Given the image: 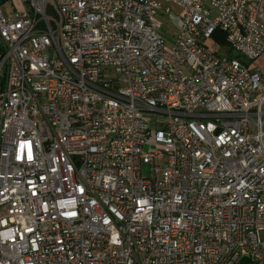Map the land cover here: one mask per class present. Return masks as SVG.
Here are the masks:
<instances>
[{
    "label": "built area",
    "instance_id": "built-area-1",
    "mask_svg": "<svg viewBox=\"0 0 264 264\" xmlns=\"http://www.w3.org/2000/svg\"><path fill=\"white\" fill-rule=\"evenodd\" d=\"M262 233L264 0H0V264H264Z\"/></svg>",
    "mask_w": 264,
    "mask_h": 264
},
{
    "label": "rangeland",
    "instance_id": "rangeland-1",
    "mask_svg": "<svg viewBox=\"0 0 264 264\" xmlns=\"http://www.w3.org/2000/svg\"><path fill=\"white\" fill-rule=\"evenodd\" d=\"M208 17L211 18V19L214 18L213 15H210V14L208 15ZM165 26L166 27L164 28L165 29L164 32L166 31V28H167V25H165ZM215 43H217V42H215V40H210V41L207 42V45L211 48L212 51L214 50V51H217L218 53L227 52L228 55L233 57V58L239 57L236 53L232 52V50L227 49V48L223 49V48L217 47L215 45ZM239 59H240V57H239ZM143 174L146 177H150L151 176V172H150V167L149 166H145L144 167ZM261 237H262V240H264V233H262Z\"/></svg>",
    "mask_w": 264,
    "mask_h": 264
},
{
    "label": "trees",
    "instance_id": "trees-1",
    "mask_svg": "<svg viewBox=\"0 0 264 264\" xmlns=\"http://www.w3.org/2000/svg\"><path fill=\"white\" fill-rule=\"evenodd\" d=\"M214 40L217 42V43H220V45L222 47H226L227 46V43H226V38L224 36V34L220 31H217L214 35ZM237 59H239V57H237Z\"/></svg>",
    "mask_w": 264,
    "mask_h": 264
}]
</instances>
